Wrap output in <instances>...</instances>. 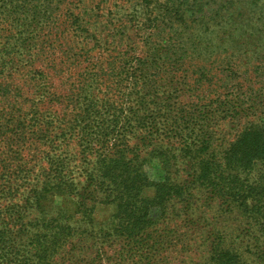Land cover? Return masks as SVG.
Segmentation results:
<instances>
[{
    "label": "rangeland",
    "instance_id": "374dc122",
    "mask_svg": "<svg viewBox=\"0 0 264 264\" xmlns=\"http://www.w3.org/2000/svg\"><path fill=\"white\" fill-rule=\"evenodd\" d=\"M96 1L83 0L88 12L95 15L92 17L88 13L90 20H93L87 25L90 37L82 41L84 33L79 31L76 35L67 33L65 38L73 40L76 47L88 49V62L81 65L102 60L103 56L99 53L102 47L111 49L116 45L114 48L118 50V57L127 54L143 57L148 50L147 45L156 46L159 38L155 34L161 29L164 31L161 25L163 21L156 18L158 25L152 29L144 21L159 14L160 6L164 7L163 0L157 1V6L153 4L151 10L149 5L145 8L143 0H102V10L90 11ZM224 2L226 0H210L205 9L212 12ZM231 2V5L226 4L227 11L220 12L215 20L217 23L210 20L202 26L188 19H184L185 22L179 19L172 21L173 32H183L198 40V44L193 48L182 44L187 48L186 57L178 62L163 63H180L182 72L172 76L167 65V69L161 66L165 73L160 74L156 83H160V89L165 86V95L156 96L153 93V98L140 101V106L145 109L142 120L145 124L141 127L145 132L154 122L159 130L167 128L161 123L165 110L166 115L173 119L185 112L190 116L187 127L179 128L181 132H188L191 138L197 134L201 138L204 132L210 134L208 147L190 145L188 151L178 150L166 141L162 145H157L156 141L151 146L139 148L142 150L140 156H144L145 152L142 170L154 182L164 181L171 187L163 194L161 204L154 202L146 205L141 202L154 194L152 186L142 188L136 201L140 208L146 205V209L136 207L132 217L144 212L145 221L134 225V232L131 233L124 217L116 212L114 203L103 200V194L99 192L90 196L84 194V207L63 202L60 197L51 195L44 204L45 208L40 210L37 205L39 194L28 193L27 188L20 187L23 178L18 174L17 179L9 182L10 188L15 189L0 194V254L6 253L7 259L13 257L16 260H22L24 255L28 264H37L31 252L34 250V237L41 234L40 224L47 218L51 219L58 209H64L71 215L67 223L72 230L63 242L58 240L52 243L55 248L47 257V264H219L216 258L220 253L224 255L223 258L228 257L229 262L234 259L236 264H264V159L253 158L249 165L242 167L238 161L239 155L222 157L228 144L231 146V142L237 138L243 124L254 122L264 128V111L246 109L245 115L229 117V112L221 111L219 107L213 109L217 100L230 96L231 82L238 79V74L240 80H247L242 86H249L253 90L256 88L248 79L258 73L251 66H260L263 57L259 56L264 55V0ZM63 4L66 5V2L57 1L53 7L62 9ZM260 9L262 19L255 20ZM56 12L53 10V14ZM97 12L103 15H97ZM186 14L187 11L184 17ZM106 27L113 29L107 31ZM148 35L149 39L145 38ZM147 41L150 43L145 45ZM178 48L180 51L183 49L181 46ZM251 54L252 57L249 56ZM200 69L214 83L204 81L200 77ZM52 78L55 81V76ZM217 82L221 86L214 85ZM156 83L154 85L158 87ZM210 87L215 88L210 90ZM28 97L33 103L36 102V94L29 92ZM163 102L167 106L158 109ZM24 103L28 104L27 100ZM4 105L5 102L0 99V137L6 142L2 148L4 141H0V177H8L7 174L12 173L16 165L23 168L24 162L29 169L26 182L34 184L39 178L37 165H31L32 161L38 162L39 151L35 147L34 136L37 128L26 126L23 133L28 138L25 143L28 145L19 144L16 140L21 129L14 128L10 132L3 127L6 119L12 118ZM27 110L23 107L20 113L16 111L14 114L27 117ZM52 110L56 118L57 112H63L58 105L51 107L50 112ZM46 113L42 108L38 114L40 121L44 120L40 116ZM10 134L13 136L11 142L4 136ZM153 134L155 137L156 134ZM77 164L72 162L71 175L75 178L82 174ZM204 165H207V173L201 177V167ZM97 196L100 198L97 199ZM122 248L125 251L122 252ZM226 262L225 259L223 263ZM38 264L43 263L38 259Z\"/></svg>",
    "mask_w": 264,
    "mask_h": 264
},
{
    "label": "trees",
    "instance_id": "16d2710c",
    "mask_svg": "<svg viewBox=\"0 0 264 264\" xmlns=\"http://www.w3.org/2000/svg\"><path fill=\"white\" fill-rule=\"evenodd\" d=\"M57 1H65L66 5L63 4L62 9L54 8L53 4ZM157 1L159 0H143V4L145 8L149 5L151 10L153 4L155 6L159 4ZM209 1L163 0L164 7L160 6L159 14L152 16L151 19L146 18L144 22L152 29L158 25L155 19L160 18L164 31L161 29L155 34V37L159 38L155 42L156 46L147 45L150 41L145 43L148 50L143 57L135 54L118 57V50L114 48L116 45H113L111 49L101 48L99 52L103 56L101 61L96 62L97 59L90 65H81L88 62V49L76 47L72 43L73 40L65 38L70 32L74 35L79 31L84 33L81 36L82 41L91 35L88 33L87 25L93 20H90L88 13L92 17L95 15L88 12L83 0H0V99L5 102L4 108L12 117L6 119L3 127L10 132L14 128L21 129L16 141L28 145L25 144L28 138L23 130L26 126H35L37 129H34L36 131L34 146L38 147L39 151L38 162L32 161L31 164L32 167L37 165L39 177L37 181L34 184L26 182L29 178L27 176L29 169L24 162L23 168L15 164L13 172L7 174L8 177L6 175L0 177V194L15 189L10 188L9 182L17 179L18 174L23 178L19 183L20 187L27 188L28 193L39 194L37 205L40 210L45 208L44 204L51 195L60 197L63 202L84 207L86 200L84 194L90 196L94 192H99L103 194V200L108 199L109 203H114L116 212L128 223L126 227H129L131 233L134 232V225L145 221L143 218L145 213L142 212L134 218L133 209L136 207L146 209V205L154 202L160 205L163 194L171 188L164 181L154 182L142 170L145 152L144 156H140L142 150L139 148L151 146L155 144L152 142L156 141L157 145H162L166 141L171 146L175 145L178 150L185 151L190 149V145L208 147L210 134L204 132L201 133V138L199 134L192 135L191 138L188 132L180 131L179 126L185 129L190 118L186 112L173 119L163 110L162 113L165 115L161 123L167 128L159 130L154 122L147 132L143 131L141 127L145 124L142 122L145 109L140 106V101H146L155 95H165V86L160 89V83H156L161 77L160 74L165 73L164 68L169 67L172 76L183 69L180 63L166 64L168 67L163 63L178 62L186 57L187 48L182 44L186 43L190 48L198 44L196 43L198 40L195 41L183 32H173L172 21L179 19L185 22L184 19H188L202 26L210 20H214L215 23L220 12L227 11L226 4H232L231 0H226L222 6L217 5L212 12L211 10L208 12L205 5ZM80 2L83 5H80ZM73 3L74 6L68 7ZM103 3L102 0L96 1L90 11L102 10ZM53 10H57L58 13L53 14ZM185 10L188 12L186 17L183 15L186 13ZM260 13L261 9L257 12L255 20L262 19ZM100 14L97 12V15ZM39 17L41 18L38 19ZM108 20L111 25L110 18ZM44 28L46 31H43ZM140 28L138 26V30ZM112 29L113 27L110 30L106 27L107 31ZM145 38L149 39V35ZM179 46L183 47L182 51ZM249 56L252 57V54ZM259 57H263L260 59V66L255 64L251 66L254 71L258 70V73L248 79L256 88L253 90L249 86H242L247 80H240L238 74V79L231 82L230 96L217 100L213 109L219 107V110L229 112V117L236 114L245 115L246 109L253 112L258 109L264 111V55L261 54ZM202 69L200 77L204 78V81L214 83V80L206 77ZM214 76L215 74L212 75ZM16 78L18 80L14 81ZM20 81L22 83H19ZM154 83L158 84V87ZM217 83L214 85L221 86ZM29 92L36 94L35 103L28 97ZM26 100L28 104L24 103ZM56 105L63 111L57 112V118L53 110L50 112V108ZM166 106L167 104L163 102L158 109ZM23 107L28 109L27 117L15 116L14 113L16 111L20 113ZM42 108L43 112L49 110V113L40 116L44 119L40 121L38 114ZM152 134L156 136L153 137ZM4 136L9 142L13 140L11 134ZM157 138L158 140H155ZM0 141H4L2 136ZM5 145L4 141L2 148ZM234 154L239 155L238 161L242 167L249 165L253 158L264 159V128L254 122L243 124L237 138L231 142V146L228 144L222 157L228 158ZM72 162H77L82 171L78 178L71 175ZM206 173L207 165H204L201 167L200 176L204 177ZM148 186L153 187L154 194L150 199L142 200L141 202L146 205L140 208L136 200L142 188ZM99 198L97 196V199ZM70 218L71 215L64 209H58L51 219L47 218L41 222L39 227L41 234L32 241L36 246L33 245L31 255L36 257L37 264L38 259L40 263L42 261L43 264H47L46 259L55 248L52 243L58 240L63 242L69 235L72 228L67 221ZM47 240L50 243H45ZM121 251H125L124 248ZM217 256L219 264H224L225 259L228 261L227 264H236L234 259L229 262V258H223L224 255L221 253ZM17 258L20 259L19 256ZM27 262L24 255L22 260H16L13 257L7 259L6 253L0 254V264H28Z\"/></svg>",
    "mask_w": 264,
    "mask_h": 264
}]
</instances>
